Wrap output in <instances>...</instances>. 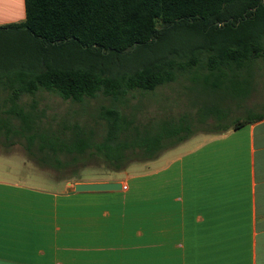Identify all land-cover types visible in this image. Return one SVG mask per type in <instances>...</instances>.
<instances>
[{
  "label": "trees",
  "instance_id": "trees-1",
  "mask_svg": "<svg viewBox=\"0 0 264 264\" xmlns=\"http://www.w3.org/2000/svg\"><path fill=\"white\" fill-rule=\"evenodd\" d=\"M22 3L23 19L0 25V135L22 138L36 163L57 171L88 160L121 171L156 158L191 136L189 121L166 126L163 118L139 129L133 105L121 100L124 95L151 92L184 74L202 87L239 89L236 71L264 58V0ZM40 91L72 101L96 92L109 96L111 103L96 111L101 132L77 122L42 121L33 103L26 108L19 100ZM202 108L207 115L218 113L215 104ZM263 116L234 119L232 126ZM68 180L59 177L62 183Z\"/></svg>",
  "mask_w": 264,
  "mask_h": 264
},
{
  "label": "crops",
  "instance_id": "crops-1",
  "mask_svg": "<svg viewBox=\"0 0 264 264\" xmlns=\"http://www.w3.org/2000/svg\"><path fill=\"white\" fill-rule=\"evenodd\" d=\"M233 122L131 163L116 191L0 179V264H264V116Z\"/></svg>",
  "mask_w": 264,
  "mask_h": 264
},
{
  "label": "rangeland",
  "instance_id": "rangeland-1",
  "mask_svg": "<svg viewBox=\"0 0 264 264\" xmlns=\"http://www.w3.org/2000/svg\"><path fill=\"white\" fill-rule=\"evenodd\" d=\"M22 19V2L20 4L19 0H0V25L7 22H18ZM236 73V78L241 82L239 89L225 84L215 88L202 87L201 83L191 82L189 74H184L172 82L156 87L151 92L127 93L121 100H128V105H133L134 119L139 129L152 128L157 121L163 118H166V126L172 125L173 122L189 121L192 136L200 131H212L218 125L232 123L236 117L245 119L264 112V58L258 59L248 69H241ZM19 100L26 108L33 103L42 121L48 120L56 125H60L61 122L68 124L77 122L85 129L99 134L101 123L96 118V111L99 106L109 105L112 99L101 92H96L92 97L72 101L63 99L52 92L40 91L32 96L23 95ZM207 104L211 107L214 104L218 106V113L211 112V115H207V110L202 108ZM124 111H129V106L124 108ZM216 117H220V122L214 121ZM202 120L204 122L201 123ZM167 142L168 139H166ZM24 145L22 138L6 140L3 134L0 135V179L25 180L41 186L44 192H54L59 189L72 191L71 187L66 185L67 182L71 184L108 182L111 179H122L125 176L123 171L126 168L121 171H110L101 161L95 160L84 161L57 171L36 163L27 154ZM166 149L157 155L160 159L158 163L155 162V165L161 164L166 159ZM142 162L145 161L133 162L128 171L133 174L146 171L147 168L139 164ZM74 174L79 176L78 181L74 182ZM59 177L69 178L65 182L66 186L59 181Z\"/></svg>",
  "mask_w": 264,
  "mask_h": 264
},
{
  "label": "water",
  "instance_id": "water-1",
  "mask_svg": "<svg viewBox=\"0 0 264 264\" xmlns=\"http://www.w3.org/2000/svg\"><path fill=\"white\" fill-rule=\"evenodd\" d=\"M66 185L71 187L73 192H107L119 190L121 185L119 182L108 181V182H76L69 183Z\"/></svg>",
  "mask_w": 264,
  "mask_h": 264
},
{
  "label": "built area",
  "instance_id": "built-area-1",
  "mask_svg": "<svg viewBox=\"0 0 264 264\" xmlns=\"http://www.w3.org/2000/svg\"><path fill=\"white\" fill-rule=\"evenodd\" d=\"M122 188H125V186H122Z\"/></svg>",
  "mask_w": 264,
  "mask_h": 264
}]
</instances>
